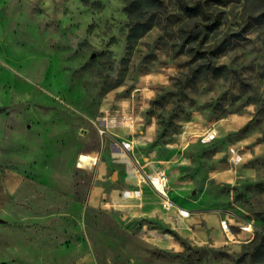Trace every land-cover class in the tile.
<instances>
[{
	"label": "rangeland",
	"instance_id": "obj_1",
	"mask_svg": "<svg viewBox=\"0 0 264 264\" xmlns=\"http://www.w3.org/2000/svg\"><path fill=\"white\" fill-rule=\"evenodd\" d=\"M125 1L0 0V264H264V23L194 76L177 5L129 42Z\"/></svg>",
	"mask_w": 264,
	"mask_h": 264
},
{
	"label": "trees",
	"instance_id": "obj_2",
	"mask_svg": "<svg viewBox=\"0 0 264 264\" xmlns=\"http://www.w3.org/2000/svg\"><path fill=\"white\" fill-rule=\"evenodd\" d=\"M168 0H126L125 11L131 21L127 40L134 42L138 37L151 28L152 15L167 6ZM182 14V23L179 28V37L184 45L189 47L190 56L197 60L192 67V74L210 72L221 74L220 66L213 63L223 49L235 39H241L242 33L258 23H264V0H245V6L252 5V13L247 15L244 27L228 36H224L217 43H212L207 48L202 44L208 39V34L221 25V13L210 12L211 6L222 0H171ZM150 14L149 17L145 15ZM195 46L199 50H195ZM3 108L0 107V111Z\"/></svg>",
	"mask_w": 264,
	"mask_h": 264
},
{
	"label": "crops",
	"instance_id": "obj_3",
	"mask_svg": "<svg viewBox=\"0 0 264 264\" xmlns=\"http://www.w3.org/2000/svg\"><path fill=\"white\" fill-rule=\"evenodd\" d=\"M85 254H88V253H85ZM88 255H89V254H88ZM90 260H91V259H90ZM70 263H71V262H70ZM70 263H69V264H70ZM72 263L74 264L75 262H72ZM79 264H80V263H79ZM81 264H89V263H88V261H85L84 263H81ZM90 264H97V262H96L95 259H94V261H92V260L90 261Z\"/></svg>",
	"mask_w": 264,
	"mask_h": 264
},
{
	"label": "water",
	"instance_id": "obj_4",
	"mask_svg": "<svg viewBox=\"0 0 264 264\" xmlns=\"http://www.w3.org/2000/svg\"><path fill=\"white\" fill-rule=\"evenodd\" d=\"M116 177H117V173H116V171H114L112 174V179H116Z\"/></svg>",
	"mask_w": 264,
	"mask_h": 264
},
{
	"label": "built area",
	"instance_id": "obj_5",
	"mask_svg": "<svg viewBox=\"0 0 264 264\" xmlns=\"http://www.w3.org/2000/svg\"><path fill=\"white\" fill-rule=\"evenodd\" d=\"M161 181H164L165 180V176L163 175L161 178H160Z\"/></svg>",
	"mask_w": 264,
	"mask_h": 264
}]
</instances>
